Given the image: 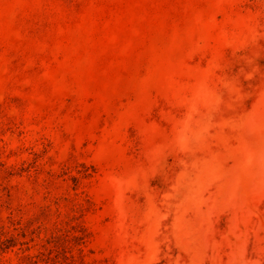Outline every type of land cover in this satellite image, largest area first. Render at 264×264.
<instances>
[{"label":"rangeland","instance_id":"obj_1","mask_svg":"<svg viewBox=\"0 0 264 264\" xmlns=\"http://www.w3.org/2000/svg\"><path fill=\"white\" fill-rule=\"evenodd\" d=\"M0 264H264V0H0Z\"/></svg>","mask_w":264,"mask_h":264}]
</instances>
